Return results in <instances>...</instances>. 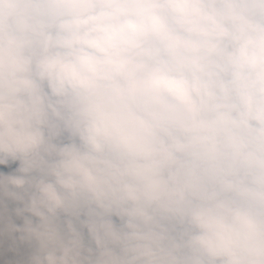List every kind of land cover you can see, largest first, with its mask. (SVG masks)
<instances>
[{
	"label": "clouds",
	"instance_id": "obj_1",
	"mask_svg": "<svg viewBox=\"0 0 264 264\" xmlns=\"http://www.w3.org/2000/svg\"><path fill=\"white\" fill-rule=\"evenodd\" d=\"M0 264H264V0H0Z\"/></svg>",
	"mask_w": 264,
	"mask_h": 264
}]
</instances>
